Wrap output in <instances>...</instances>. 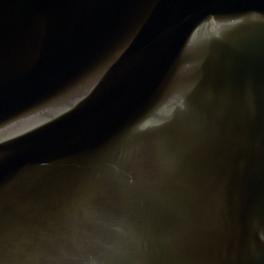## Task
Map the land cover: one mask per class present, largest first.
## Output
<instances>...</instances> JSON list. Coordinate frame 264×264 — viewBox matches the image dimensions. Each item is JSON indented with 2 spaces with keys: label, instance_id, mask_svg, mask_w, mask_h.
Masks as SVG:
<instances>
[{
  "label": "water",
  "instance_id": "1",
  "mask_svg": "<svg viewBox=\"0 0 264 264\" xmlns=\"http://www.w3.org/2000/svg\"><path fill=\"white\" fill-rule=\"evenodd\" d=\"M0 264H264V0H0Z\"/></svg>",
  "mask_w": 264,
  "mask_h": 264
}]
</instances>
